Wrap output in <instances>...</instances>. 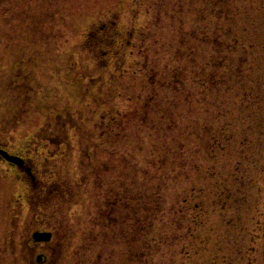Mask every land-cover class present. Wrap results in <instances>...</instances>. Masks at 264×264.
Wrapping results in <instances>:
<instances>
[{"label":"rangeland","instance_id":"rangeland-1","mask_svg":"<svg viewBox=\"0 0 264 264\" xmlns=\"http://www.w3.org/2000/svg\"><path fill=\"white\" fill-rule=\"evenodd\" d=\"M0 146V264H264V0H0Z\"/></svg>","mask_w":264,"mask_h":264},{"label":"water","instance_id":"water-1","mask_svg":"<svg viewBox=\"0 0 264 264\" xmlns=\"http://www.w3.org/2000/svg\"><path fill=\"white\" fill-rule=\"evenodd\" d=\"M0 154L9 162H12L14 164H16L17 166L19 167H23L25 165V161L19 157V156H14V155H11L9 154L7 151L5 150H0ZM27 172L29 174H31V169L30 168H27L26 169ZM33 238L36 242H39V241H50L51 238H52V233L50 232H40V231H37V232H34L33 234Z\"/></svg>","mask_w":264,"mask_h":264},{"label":"flooded vegetation","instance_id":"flooded-vegetation-1","mask_svg":"<svg viewBox=\"0 0 264 264\" xmlns=\"http://www.w3.org/2000/svg\"><path fill=\"white\" fill-rule=\"evenodd\" d=\"M103 28V27H102ZM112 39H113V37H112ZM111 38H107V40H112ZM0 150H5V151H7V152H9L11 155H16V154H13L12 152H10L8 149H6L4 146H0ZM16 156H18V155H16ZM0 162H7L8 164H10L11 166H13L14 168H16V169H18L17 168V166L16 165H14V164H12V163H10V162H8V161H6L4 158H3V156L0 154ZM26 167H23V168H21L20 170H23V171H25L26 172ZM27 173V172H26ZM31 173H32V175H30V174H28L27 173V175L28 176H30V178L32 179V181H34L35 183L37 182V177H36V175H35V173H34V170H33V168L31 167ZM38 231H40V232H50V233H52V238H51V240L50 241H39V242H36L35 240H34V238H33V235H32V240H33V242L35 243V244H48V243H51L52 241H53V239H54V233L52 232V231H48V230H38ZM35 232H37V231H35ZM264 252V251H263ZM44 260V256L42 255V254H40V255H38V257H37V261L38 262H41V261H43Z\"/></svg>","mask_w":264,"mask_h":264},{"label":"trees","instance_id":"trees-1","mask_svg":"<svg viewBox=\"0 0 264 264\" xmlns=\"http://www.w3.org/2000/svg\"><path fill=\"white\" fill-rule=\"evenodd\" d=\"M215 42H219V40L218 41H215ZM214 42V43H215ZM186 160V159H185ZM181 171H183V170H181ZM107 208V207H106ZM109 212V211H108ZM109 214V213H108ZM105 217V216H104ZM150 225V227H151V230H154L155 229V227H154V225L153 224H149Z\"/></svg>","mask_w":264,"mask_h":264}]
</instances>
